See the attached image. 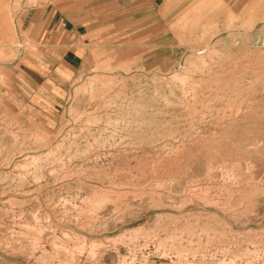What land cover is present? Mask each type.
I'll return each mask as SVG.
<instances>
[{
    "label": "rangeland",
    "instance_id": "obj_1",
    "mask_svg": "<svg viewBox=\"0 0 264 264\" xmlns=\"http://www.w3.org/2000/svg\"><path fill=\"white\" fill-rule=\"evenodd\" d=\"M0 264H264V0H0Z\"/></svg>",
    "mask_w": 264,
    "mask_h": 264
},
{
    "label": "crops",
    "instance_id": "obj_2",
    "mask_svg": "<svg viewBox=\"0 0 264 264\" xmlns=\"http://www.w3.org/2000/svg\"><path fill=\"white\" fill-rule=\"evenodd\" d=\"M142 1L144 0H138V3L140 4ZM146 1L150 3L151 7H155L167 0H160L161 2L159 0ZM121 4V1L116 2L113 6V12L108 10L111 6L105 9L93 6L82 13L76 12L74 8H70V16L59 11L48 13L45 20L42 21L45 28L67 34V42L70 45L61 55L57 53L49 55L50 60L44 61L50 67L49 69L53 68L57 70L65 68L70 71V82L75 77L74 74L77 71H85L84 66L90 53H92L91 49L100 46V41L102 38L104 39L108 28H111L112 25L116 28V23L122 22L123 7ZM45 11L42 10V18L46 14ZM112 16L114 18L111 19Z\"/></svg>",
    "mask_w": 264,
    "mask_h": 264
}]
</instances>
